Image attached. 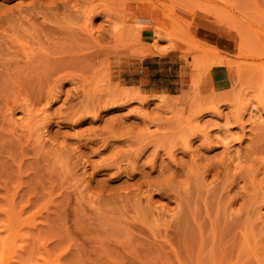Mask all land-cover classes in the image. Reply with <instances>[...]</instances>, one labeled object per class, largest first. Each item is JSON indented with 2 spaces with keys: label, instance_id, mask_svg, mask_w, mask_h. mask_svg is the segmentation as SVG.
<instances>
[{
  "label": "rangeland",
  "instance_id": "1",
  "mask_svg": "<svg viewBox=\"0 0 264 264\" xmlns=\"http://www.w3.org/2000/svg\"><path fill=\"white\" fill-rule=\"evenodd\" d=\"M117 2L0 0V264H264V0Z\"/></svg>",
  "mask_w": 264,
  "mask_h": 264
},
{
  "label": "bare ground",
  "instance_id": "2",
  "mask_svg": "<svg viewBox=\"0 0 264 264\" xmlns=\"http://www.w3.org/2000/svg\"><path fill=\"white\" fill-rule=\"evenodd\" d=\"M76 0H74V3H75ZM78 1H81V0H78ZM83 1V0H82ZM92 1V0H91ZM97 1V0H96ZM106 1V0H105ZM122 7L119 6L120 9H123L124 8V11H123V14L121 16H119V21H116V20H113V16L111 17L110 16V11L112 9V11L114 10V12L116 11L114 8H112V5L110 7V5L108 6H104V7H101V9H104V11L102 10V13H103V16L106 20V22H108V25H110L111 27V30H110V33H111V39L113 41H119L121 40L123 37H125L126 35H128L131 31V25H129V23L132 21V19L135 17L136 18V15L135 14H132L130 13L129 11V8L132 4V1L133 0H119ZM143 1V0H142ZM149 1V0H147ZM151 1V0H150ZM137 2V1H136ZM72 3V2H71ZM79 3V2H78ZM103 3V2H101ZM100 3V4H101ZM107 3V2H106ZM105 3V4H106ZM109 3V2H108ZM118 3V2H117ZM120 3H118L120 5ZM66 4V3H65ZM81 4V3H80ZM88 4V3H87ZM95 4V2H94ZM93 4V5H94ZM147 4V3H146ZM68 5V4H67ZM84 5V4H83ZM97 5V4H96ZM96 5L95 6H92L91 8H87L85 11H83V13H80L83 14L82 18H84V25L83 26V29L85 27V30L87 31L86 33H88L89 37L90 38L92 36L93 33H91V24H92V19L93 17L95 16V14H97L96 12ZM104 5V4H103ZM85 6V5H84ZM80 7V6H79ZM80 8H85V7H80ZM148 8V7H147ZM71 9V8H70ZM75 9V8H74ZM122 11V10H121ZM78 11L75 12V14H77ZM101 12V10H100ZM113 13V12H112ZM118 14V12H116ZM79 15V14H78ZM80 16V17H81ZM104 20V19H103ZM103 24V23H102ZM155 27V26H154ZM192 27V26H191ZM154 29V28H153ZM156 29H157V24H156ZM83 30V31H85ZM109 33V34H110ZM87 35V34H86ZM97 39V38H96ZM96 39H94L96 41ZM91 40V39H90ZM93 41V42H95ZM99 43V40H97ZM110 43V42H109ZM25 48V46H24ZM27 54V53H26ZM29 54V53H28ZM26 57V56H25ZM30 57V56H29ZM27 57V58H29ZM140 95V94H139ZM140 97V96H139ZM145 101V100H144ZM142 102V101H141ZM11 111V109H10ZM8 112V111H7Z\"/></svg>",
  "mask_w": 264,
  "mask_h": 264
}]
</instances>
